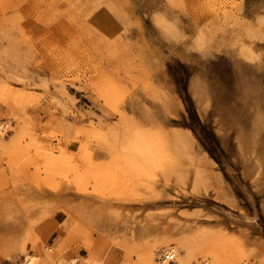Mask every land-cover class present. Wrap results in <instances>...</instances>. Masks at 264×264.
Returning a JSON list of instances; mask_svg holds the SVG:
<instances>
[{"label":"rangeland","instance_id":"374dc122","mask_svg":"<svg viewBox=\"0 0 264 264\" xmlns=\"http://www.w3.org/2000/svg\"><path fill=\"white\" fill-rule=\"evenodd\" d=\"M5 122L0 264H264V0H0Z\"/></svg>","mask_w":264,"mask_h":264},{"label":"clouds","instance_id":"9594fccd","mask_svg":"<svg viewBox=\"0 0 264 264\" xmlns=\"http://www.w3.org/2000/svg\"><path fill=\"white\" fill-rule=\"evenodd\" d=\"M170 5L172 0H166ZM153 28L166 40L171 39L178 47L183 49L184 45L189 41V34L184 32L181 27L182 21L179 18H172L163 11H153L149 17ZM142 27V22L140 24ZM176 34H182L181 39L176 38ZM198 37L193 38L191 44H195ZM198 47L192 49L193 54H198ZM125 142L120 146V151L125 155L126 161L130 166H137L138 157L145 155L146 147L150 141V132L148 129L139 125H130L126 129L124 137Z\"/></svg>","mask_w":264,"mask_h":264},{"label":"bare ground","instance_id":"6f19581e","mask_svg":"<svg viewBox=\"0 0 264 264\" xmlns=\"http://www.w3.org/2000/svg\"><path fill=\"white\" fill-rule=\"evenodd\" d=\"M9 129V123L5 122L3 124H0V135L4 134V132L6 133ZM166 254H175V250L174 249H169ZM37 256L35 254L32 253H26L25 255V259H24V264H35L36 260H37ZM166 258V257H165ZM163 258L161 262H163V260L165 259ZM67 264H76V262L74 260H69ZM160 264H164V263H160Z\"/></svg>","mask_w":264,"mask_h":264},{"label":"built area","instance_id":"2783aa9c","mask_svg":"<svg viewBox=\"0 0 264 264\" xmlns=\"http://www.w3.org/2000/svg\"><path fill=\"white\" fill-rule=\"evenodd\" d=\"M166 258L169 260V262H174V255L173 254H166Z\"/></svg>","mask_w":264,"mask_h":264}]
</instances>
